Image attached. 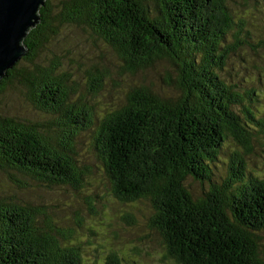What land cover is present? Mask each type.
<instances>
[{
	"label": "trees",
	"instance_id": "16d2710c",
	"mask_svg": "<svg viewBox=\"0 0 264 264\" xmlns=\"http://www.w3.org/2000/svg\"><path fill=\"white\" fill-rule=\"evenodd\" d=\"M227 1L44 0L40 22L24 38L27 52L20 58L33 70L18 67V60L1 79L0 93L13 79L19 81L30 104L49 115L45 124L52 126L0 115V171L43 187H76L84 169L74 145L90 130L112 194L122 202L149 200V227L162 237L164 257L177 264H264L257 238L264 230V180L246 174L237 151L223 182L211 180L210 166L227 138L249 152L258 133L244 124L254 120L244 103L253 90H233L216 73L243 35L242 21L236 24ZM59 24L89 30L131 72L167 60L177 94L161 96L136 86L123 105L95 125L94 108L73 97L67 77L34 61ZM88 77L97 81L91 85L97 93L101 76L89 72ZM254 125L263 127L264 117ZM187 177L207 182L208 189L193 197L184 185ZM72 232L56 225L43 205L0 198V264H81ZM104 264L121 263L110 251Z\"/></svg>",
	"mask_w": 264,
	"mask_h": 264
},
{
	"label": "rangeland",
	"instance_id": "374dc122",
	"mask_svg": "<svg viewBox=\"0 0 264 264\" xmlns=\"http://www.w3.org/2000/svg\"><path fill=\"white\" fill-rule=\"evenodd\" d=\"M51 2L55 4L57 0ZM227 6L236 24L242 21L243 35L216 73L233 90L242 94L253 90L250 97L245 96L244 103L250 106L256 121L264 117V0H228ZM237 29L235 26L233 32ZM228 40H233L232 34H228ZM34 61L40 68L54 66L57 74L67 77V83L75 88L73 97H81L94 108L95 125L104 114L123 105L127 93L136 86L143 85L161 96L177 94L171 82L175 72L170 62L157 60L151 67L131 72L113 50L81 26L57 25V34L38 51ZM17 66L33 70L23 59ZM89 72L101 76L97 77V93L91 90L97 81L89 79ZM25 93L26 88L13 79L0 93V115L43 123L48 129L50 124L45 123L50 116L36 111ZM232 110L240 114L241 107L233 106ZM254 120H244L247 130H258L249 152H244L230 137L224 142L210 166L214 184L226 178L227 163L234 151L242 154L249 177L264 180V126L255 127ZM92 135V131H85L75 141L74 157L84 169L78 186L48 188L19 174L0 171V198L43 205L56 225L73 231L72 239L80 246L81 264H104L110 251L116 252L121 264H177L164 257L162 237L149 227L153 214L149 200L122 202L112 194L111 179L94 149ZM184 185L193 197L208 189L207 182L191 177ZM257 238L264 259V230L257 232Z\"/></svg>",
	"mask_w": 264,
	"mask_h": 264
},
{
	"label": "water",
	"instance_id": "95a60500",
	"mask_svg": "<svg viewBox=\"0 0 264 264\" xmlns=\"http://www.w3.org/2000/svg\"><path fill=\"white\" fill-rule=\"evenodd\" d=\"M44 0H0V81L27 52L23 40L40 22Z\"/></svg>",
	"mask_w": 264,
	"mask_h": 264
}]
</instances>
